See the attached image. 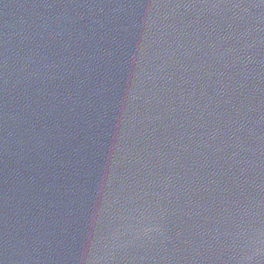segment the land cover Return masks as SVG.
<instances>
[{"label": "water", "instance_id": "obj_1", "mask_svg": "<svg viewBox=\"0 0 264 264\" xmlns=\"http://www.w3.org/2000/svg\"><path fill=\"white\" fill-rule=\"evenodd\" d=\"M0 264H264V0H0Z\"/></svg>", "mask_w": 264, "mask_h": 264}]
</instances>
